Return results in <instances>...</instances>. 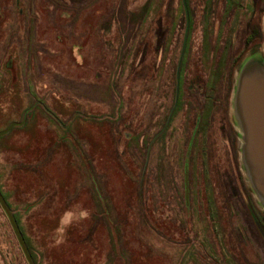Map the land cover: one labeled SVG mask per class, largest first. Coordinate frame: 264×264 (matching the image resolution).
Wrapping results in <instances>:
<instances>
[{
	"label": "rangeland",
	"instance_id": "obj_1",
	"mask_svg": "<svg viewBox=\"0 0 264 264\" xmlns=\"http://www.w3.org/2000/svg\"><path fill=\"white\" fill-rule=\"evenodd\" d=\"M188 5L182 100L204 105L198 90L191 99L188 85L206 86L218 68L231 70L223 78L228 105L226 96L211 103L206 156L196 151L201 145L193 148L186 210L178 155L192 133L193 108L163 127L174 89L165 79L186 36L180 2L0 0V192L34 264H264L257 226L264 230V198L245 168L235 111L241 72L254 59L264 63V0ZM124 6L136 18L143 13L138 25L123 17ZM173 18L176 32L163 55ZM252 29L261 35L253 56L245 46ZM206 94L216 98L211 87ZM125 132L133 136L130 151L122 140L125 159L138 166L147 150L143 194L155 196L146 204L150 218L133 205L135 190L109 157ZM84 155L96 167L117 231L103 216ZM163 162L171 174L164 186ZM0 264H27L1 206Z\"/></svg>",
	"mask_w": 264,
	"mask_h": 264
},
{
	"label": "trees",
	"instance_id": "obj_2",
	"mask_svg": "<svg viewBox=\"0 0 264 264\" xmlns=\"http://www.w3.org/2000/svg\"><path fill=\"white\" fill-rule=\"evenodd\" d=\"M180 2V6L178 8V12L182 13V18H183V22H184V30L186 31V36L184 37V41H183V37H182V45L181 48L179 50V52L177 53V57L173 58L172 60H174L175 62L172 64H170V75L172 74V77L168 79H165V82L170 81L172 79L173 83H174V89L173 92L170 93L171 99V105L168 106L165 109L166 114H164V120H163V127L167 126V129L170 128L174 122V118L177 115V113H179L180 111H182L184 108L185 109H189V108H193L194 110V117H193V128H192V133L191 136L189 138V141L187 142V146L185 148V151L182 153H180L178 155V161L181 160L182 161V165L184 166V178H183V186H184V208L187 210L188 209V174L190 171V166L192 163V154H193V148L196 147V144L201 145L202 149L196 147V151L201 150L203 152L202 157L206 156V145L210 140L209 137V133H208V129L205 128L206 125V121L208 119V115L211 112V108H212V101H214L215 99H219L220 97L224 98V96H226V100H225V105H228V92H226L225 86L226 84L223 82V78L225 77L224 71H227L228 68V72L231 70L230 65L228 64V66H226V69H217V71L215 72V76L212 77V80H209L211 83L206 84V86L203 83H190V85H188L187 87V92L188 94H192L191 91L192 90H198V94L201 93V95H203L205 97V102L204 105L200 104L199 102H197V105L194 102H191V100L187 101V103H185L182 100V97L180 95L181 93V76L183 73V62L186 61V56H187V48H188V43H187V38L188 35H190V31H191V26L189 24V21L187 22V18H186V12H185V6H187L189 8L188 5V0H185V4L183 3V0H178ZM126 6V5H125ZM125 6L123 9V17L124 18H128L129 20H131L132 22L134 21V23H136L138 25V23L140 22L143 13H140L139 18H136V14L134 16L129 15V13L127 11H125ZM186 7V8H187ZM188 12V11H187ZM133 23V25H134ZM171 33L169 35V37H166V41H165V49L163 50V55L165 54H170V44H171V39L174 37V33L176 32V21L175 18H173L171 20ZM142 26V25H141ZM141 26H137V28H140ZM136 28V29H137ZM261 35L259 34V31H257L256 29H252V31H250L249 35L246 37L245 40V46L249 48V50H251V56H253L254 51L253 48L257 47L259 44L254 43L255 40H257L258 38H260ZM254 45V46H253ZM257 49V48H256ZM169 51V52H168ZM227 52V50H224V53L222 54V57L225 58V53ZM139 52H137L138 54ZM220 59V58H219ZM237 59V58H236ZM163 60H164V56H163ZM225 61V60H224ZM223 61V62H224ZM213 82V83H212ZM228 86V84H227ZM226 86V87H227ZM206 87H211L212 88V93L213 96H215L216 98L212 99V97L209 94H206ZM225 91V95L224 92ZM228 91V90H227ZM191 97V99L193 98V94L189 95ZM167 100L168 96H167ZM219 101V100H218ZM222 101H224V99H222ZM221 102V101H220ZM168 103V102H167ZM202 109V110H200ZM189 111V110H188ZM171 112V113H170ZM200 112V113H199ZM187 122V121H186ZM193 134V137H192ZM123 137L121 138L120 142H118V144L121 146L122 144V140L125 139L126 142V147L128 148V150L130 151V142L132 140L131 134H126V132L122 135ZM171 136V134H170ZM165 138V137H164ZM163 138V155H164V151H166V147L164 146V141L167 142V140L169 139L168 137L164 140ZM119 147V146H118ZM124 146L119 147L117 150L118 152L113 150V153L116 154H110V158L113 160V162L115 163L116 166V170L120 173L121 177L119 178H123L125 179L127 182L131 183V186L134 188L135 190V200L133 205L135 207H139L140 212L142 213V217L144 218V216L148 215V217L150 218V213L152 214V212H147L146 209V204L149 203V200L153 197H155L154 195L148 197V196H144L143 191L145 190V179L143 180V176H144V171L143 168L146 166L145 163V157H146V149L142 151V163H140V165L138 164V166L135 164L134 165V161L132 158L130 161H128L127 159H125V156H123L124 154ZM123 151V152H122ZM122 152V153H121ZM145 152V154H144ZM168 152H166V155ZM90 158H95L98 156L91 151V153H88ZM135 156V154H133ZM182 155V158H181ZM133 156V157H134ZM165 156H163V159ZM184 159V160H183ZM81 161L83 163L84 166V170L85 173L88 177V179L90 180V182L92 183L93 189H94V194L96 195L98 201L100 202L101 206H102V213L103 216L106 220V222H108L113 231H115V224H114V219L113 216L111 214V212L109 211V208L106 204V201L104 199V196L101 193V187L99 185V183L97 182V177H96V172H95V168H92L90 165V162L88 161V155L87 156H83L81 158ZM87 162V164H86ZM170 162V161H169ZM163 172H161L159 174V179L164 178V182L163 186L165 184H167V178H171V174L167 175L166 173V167H165V162H163ZM99 175V174H98ZM187 175V176H186ZM157 179V176L155 177ZM139 188L141 189L140 194H138ZM142 192V194H141ZM163 199V197L159 196L158 200L161 203V200ZM0 206L3 209L12 230L14 231L15 237L18 241V244L22 250V253L27 261V264H34L33 260H32V255L29 251L28 248V242L27 239L24 237V234L21 232V230L19 229V222L18 219L16 217V215L12 214V210L10 208V205L8 204V202L5 199V196L3 194H1L0 192ZM143 206L145 207V211L143 212ZM140 212L138 211V215H140ZM154 213V212H153ZM163 213V212H162ZM258 222V221H257ZM257 224V223H256ZM260 225V226H259ZM258 228L261 229L263 232L264 230L261 228L262 224L260 222H258L257 224ZM151 229L155 228V231H159L160 228L159 226L153 225L150 226ZM111 229V230H112ZM117 231V230H116ZM146 248H144V251L146 253ZM120 251L123 252L124 250L120 248ZM96 258V257H95ZM95 262V260L93 261V263Z\"/></svg>",
	"mask_w": 264,
	"mask_h": 264
},
{
	"label": "water",
	"instance_id": "obj_3",
	"mask_svg": "<svg viewBox=\"0 0 264 264\" xmlns=\"http://www.w3.org/2000/svg\"><path fill=\"white\" fill-rule=\"evenodd\" d=\"M185 4V0H183ZM186 18L187 9L185 6ZM235 111L244 134L245 168L264 198V63L253 60L241 72ZM264 239V232L259 229Z\"/></svg>",
	"mask_w": 264,
	"mask_h": 264
},
{
	"label": "clouds",
	"instance_id": "obj_4",
	"mask_svg": "<svg viewBox=\"0 0 264 264\" xmlns=\"http://www.w3.org/2000/svg\"><path fill=\"white\" fill-rule=\"evenodd\" d=\"M84 215L87 216V213L85 212Z\"/></svg>",
	"mask_w": 264,
	"mask_h": 264
}]
</instances>
